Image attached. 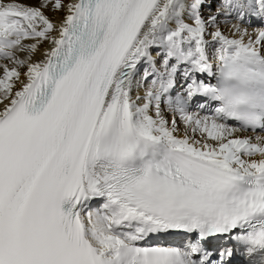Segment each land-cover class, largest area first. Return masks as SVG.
Returning <instances> with one entry per match:
<instances>
[{
  "label": "snow or ice",
  "instance_id": "snow-or-ice-1",
  "mask_svg": "<svg viewBox=\"0 0 264 264\" xmlns=\"http://www.w3.org/2000/svg\"><path fill=\"white\" fill-rule=\"evenodd\" d=\"M0 61V264H264V0H0Z\"/></svg>",
  "mask_w": 264,
  "mask_h": 264
},
{
  "label": "bare ground",
  "instance_id": "bare-ground-1",
  "mask_svg": "<svg viewBox=\"0 0 264 264\" xmlns=\"http://www.w3.org/2000/svg\"><path fill=\"white\" fill-rule=\"evenodd\" d=\"M27 3H35V0H27L26 1ZM25 3V2H24ZM54 19H56V18H54ZM59 19V18H58ZM48 45L46 44V45H44V47H47ZM39 58V53H37L34 57H33V59H38ZM0 74H2V73H0ZM140 94L142 95L143 94V89H141L140 90ZM255 132H251V131H246V132H243V133H240V135H242V136H253V137H255L256 135H261V136H264V132H259V133H256V134H254ZM254 159H258L259 157L257 156V157H253ZM99 201H93L92 203H93V206H94V204H97Z\"/></svg>",
  "mask_w": 264,
  "mask_h": 264
},
{
  "label": "rangeland",
  "instance_id": "rangeland-1",
  "mask_svg": "<svg viewBox=\"0 0 264 264\" xmlns=\"http://www.w3.org/2000/svg\"><path fill=\"white\" fill-rule=\"evenodd\" d=\"M27 0H23V2H25V3H27L26 2ZM50 16H51V13H48ZM61 14H57V16H55V17H53V18H56V19H58L59 18V16H60ZM223 28H224V30H225V32H226V34H227V27L226 26H222ZM46 45V44H45ZM18 55H20L21 56V58H23V53H20V54H18ZM0 63H3V61H0ZM181 127V133H182V131H183V125H181L180 126ZM253 137V136H252ZM99 205V202H98V204H97V206Z\"/></svg>",
  "mask_w": 264,
  "mask_h": 264
}]
</instances>
